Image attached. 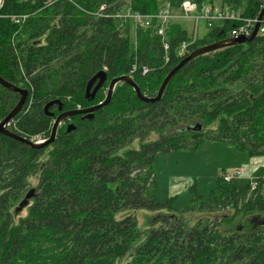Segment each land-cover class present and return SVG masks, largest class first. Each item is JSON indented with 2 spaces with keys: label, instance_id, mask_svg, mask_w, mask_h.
I'll return each mask as SVG.
<instances>
[{
  "label": "trees",
  "instance_id": "1",
  "mask_svg": "<svg viewBox=\"0 0 264 264\" xmlns=\"http://www.w3.org/2000/svg\"><path fill=\"white\" fill-rule=\"evenodd\" d=\"M181 1L1 0L0 77L27 90L8 129L26 138L48 137L53 117L43 110L47 102L60 100L63 111L97 104L108 82L119 76H130L141 93L154 96L171 68L194 49L226 38L235 23L207 30L183 56L177 48L188 35L169 23L168 62L163 63L154 22L133 29L130 21L112 14L127 8L154 13L165 3L176 8ZM190 1L220 2L248 17L257 14L261 2ZM101 5L107 16L96 14ZM19 15L25 18L11 19ZM133 65H144L148 72L130 74ZM100 70L107 79L87 99L85 86ZM18 99L0 85V120ZM50 111L59 113L56 107ZM71 122L73 130L59 128L55 140L38 149L0 134V264H264L261 185L248 195L247 181L234 185L220 176L208 198L200 200L191 188L189 204L173 209V197L156 200L152 164L157 152L204 141H225L264 159V36L191 59L159 101L144 103L129 85L118 83L108 105L92 119L75 115ZM152 133L155 140L149 139ZM256 167L253 174L264 176V162ZM28 188L36 189V196L16 211ZM140 208L216 213L194 221L173 214L144 232L133 214L116 217ZM224 219L226 225H251L224 232Z\"/></svg>",
  "mask_w": 264,
  "mask_h": 264
},
{
  "label": "rangeland",
  "instance_id": "2",
  "mask_svg": "<svg viewBox=\"0 0 264 264\" xmlns=\"http://www.w3.org/2000/svg\"><path fill=\"white\" fill-rule=\"evenodd\" d=\"M217 4H220V2H217ZM172 21L184 29L188 36H191L193 32L192 20L183 17L173 19ZM132 28L134 29L133 25ZM136 28L140 29L138 27ZM206 32V26L203 21L200 20L198 22L196 36L200 38ZM156 138L157 134L155 133L149 136L150 140H155ZM133 145L136 148L139 146L137 141H135ZM263 162L264 159L249 157L246 153L236 150L231 144L225 141H204L196 145V147L192 144L176 150L157 152L152 161L156 181V200L160 203H165L170 197H173L170 206L173 209H183L189 204V200L191 196H193L191 195V188H193V192L198 195L200 200L203 201L208 198L211 188L216 184L221 174L231 173L239 168L245 169L246 172L243 173L241 177L231 181L234 185H242L246 181L250 170H255L257 168L256 166ZM29 183L34 187V177L29 179ZM35 192H37L36 189ZM225 210L228 213L231 212L228 207L225 208ZM25 213L26 210L24 209L21 215ZM129 213L135 216L137 229L140 232H144L152 227L157 228L163 219H171L173 214L178 216L182 214L184 218H189L194 221L198 219V217L213 219L216 212H175L167 211V208L160 210L140 208L136 210L119 211L116 217L123 218ZM240 224H243L244 230L249 229L251 225V223L243 221H234L231 225H226V219H224L220 230L228 232L236 229ZM240 228L241 227H239V230L242 229Z\"/></svg>",
  "mask_w": 264,
  "mask_h": 264
},
{
  "label": "built area",
  "instance_id": "3",
  "mask_svg": "<svg viewBox=\"0 0 264 264\" xmlns=\"http://www.w3.org/2000/svg\"><path fill=\"white\" fill-rule=\"evenodd\" d=\"M259 6L261 10L264 6V0H261ZM103 11H105V6L101 5L99 9L100 16H107L102 13ZM259 11L254 17H248L244 16L239 10L231 9L226 5L207 2L198 4L190 0H182L176 8H173L169 3H166L154 13H140L131 11L129 8H127L120 13L112 14V16L122 21H130L134 28H149L154 22V32L160 37L163 47L162 61L163 63H167L169 44L166 41L165 33L167 25L173 22V19L184 17L185 19H190L193 22V32L191 36H188V39L182 40L177 48V54L179 56H183L187 52L188 47L198 38L196 34L198 22L200 20L203 21L207 30L219 26L223 22H233L235 25L228 31L226 38H237L240 36L247 37L252 33L255 24L258 22L257 16ZM14 20L15 22H18L19 18L15 17ZM256 36H264V16L259 21L255 37ZM136 70L142 75L148 72V68L146 66L142 65L138 68L134 65L130 69L129 73L131 74ZM245 172V169L239 168L235 169L231 173L221 174V178L224 182L228 183L233 179L241 177V175ZM246 181L248 182V195L255 192L259 185H261L264 191V176L260 177L254 175L252 169L250 170Z\"/></svg>",
  "mask_w": 264,
  "mask_h": 264
},
{
  "label": "water",
  "instance_id": "4",
  "mask_svg": "<svg viewBox=\"0 0 264 264\" xmlns=\"http://www.w3.org/2000/svg\"><path fill=\"white\" fill-rule=\"evenodd\" d=\"M263 16H264V6L262 7V9L258 13V16H257L258 22L255 24V27L252 30V33L247 37L240 36L237 38H224L220 41H216L214 43H211V44L199 47L197 49H194L193 51L188 53V55H186L183 59H181L177 65H175L173 68H171L168 71V73L163 78L157 92L152 97H148V96L144 95L143 93H141V91L139 90V88L137 87V85L134 83V81L131 79L130 76H119V77L112 78L109 81L107 92H106V95H105L104 100L102 102H100L96 105L89 106L87 108L73 109V110L63 111V112L59 113L55 117V119L52 123L49 137L43 143L32 142V141H30L24 137H21L15 133H13L12 131H10L9 129L6 128V125L21 110V108H22V106L26 100L27 90L20 88V87H17L16 85H14V84L10 83L9 81L0 77V85H2L7 90L14 92V93H17L19 95V99H18L17 103L15 104V106L0 121V134L6 136L8 138L14 139L16 141H19L21 143H24L25 145H28L29 147L34 148V149L42 148V147L50 144L51 142H53L55 140L57 128L64 120L69 119L75 115H80L82 120L92 119L95 111H97L98 109H101V108L105 107L106 105H108V103L111 100L114 88L118 83H125V84L129 85L133 89V91L135 92L137 98L144 103H153V102L159 101L161 99L164 91H165L167 84L171 80V78L187 62H189L191 59H193L199 55H203V54H206L208 52H211V51H214L217 49H221L227 45L239 44V43H244V42H248V41L252 40L255 37V34H256V31H257V28L259 25V21L263 18ZM106 79H107V75L102 70L98 71L93 77H91L85 86V98L92 99L95 96L96 92L99 90V88L102 86V84L106 81ZM53 105H57L58 110L62 109V104L59 100L49 101L43 108L47 115H50V116L52 115V113L48 112V109H49V107H51ZM74 128H75V126L73 124H68L67 125V132L73 130ZM192 128H194V127H192ZM197 128H200L199 125ZM35 196H36L35 189L34 188L29 189L27 191V193L25 194L24 198L22 199V201L17 206L16 211H20L22 208H24L28 204L29 200Z\"/></svg>",
  "mask_w": 264,
  "mask_h": 264
},
{
  "label": "bare ground",
  "instance_id": "5",
  "mask_svg": "<svg viewBox=\"0 0 264 264\" xmlns=\"http://www.w3.org/2000/svg\"><path fill=\"white\" fill-rule=\"evenodd\" d=\"M96 14H98V15H100V12L99 11H97V13ZM15 17H18L19 18V21L18 22H20V21H22L24 18H25V15H23V16H13V17H11V19L15 22V20H14V18ZM23 17V18H22ZM17 22V23H18ZM162 45V44H161ZM162 50H163V47H162ZM134 66V65H133ZM132 68V67H131ZM102 71H104V70H102ZM105 72V71H104ZM106 73V72H105ZM13 84V83H12ZM108 84H109V82H108ZM107 88H108V85H107ZM23 89H25V88H23ZM106 92H107V90H106ZM106 95V94H105ZM57 100V99H56ZM104 100V99H103ZM51 101H53V100H51ZM60 101V100H59ZM61 102V101H60ZM102 102V101H101ZM48 103V102H47ZM46 103V104H47ZM100 103V102H99ZM45 104V105H46ZM62 104V103H61ZM98 104V103H97ZM44 105V106H45ZM94 105H96V104H94ZM15 106V105H14ZM44 106H43V108H44ZM92 106V105H91ZM89 107V106H88ZM50 108V107H49ZM79 108H81L79 105L75 108V109H79ZM84 108H87V107H84ZM58 109V108H57ZM44 110V109H43ZM62 110V109H61ZM61 110H59V111H61ZM71 110H73V109H71ZM65 111H68V110H65ZM45 112V111H44ZM48 112L49 113H52V115L50 116V115H48L49 117H53L54 116V113L53 112H51V111H49V109H48ZM61 112H63V110L61 111ZM60 112V113H61ZM8 114V113H7ZM6 114V115H7ZM46 114V113H45ZM59 114V113H58ZM57 114V115H58ZM5 115V116H6ZM47 115V114H46ZM57 115H55V117L57 116ZM55 117H53V120H52V123H53V121H54V119H55ZM79 117H80V115H79ZM70 119V118H69ZM80 119H81V117H80ZM2 120V119H1ZM0 120V121H1ZM67 120V119H66ZM65 121V120H64ZM10 123V122H9ZM9 123L6 125V128L8 129V125H9ZM52 123H51V126H52ZM70 124H72V123H70ZM60 126V125H59ZM58 126V127H59ZM11 131V130H10ZM50 131H51V127H50ZM57 131H58V128H57ZM66 131H67V127H66ZM13 132V131H12ZM14 133V132H13ZM49 135H50V133H49ZM21 137H23V136H21ZM49 137V136H48ZM48 137H44V136H40V135H35V136H33V137H30V138H26V137H24V138H26V139H28V140H30V141H32V142H35V143H43ZM56 137H57V132H56Z\"/></svg>",
  "mask_w": 264,
  "mask_h": 264
},
{
  "label": "flooded vegetation",
  "instance_id": "6",
  "mask_svg": "<svg viewBox=\"0 0 264 264\" xmlns=\"http://www.w3.org/2000/svg\"><path fill=\"white\" fill-rule=\"evenodd\" d=\"M106 90H107V89H106ZM53 107H56V109L58 108L57 105H53V106L50 107V109L53 108ZM50 109H49V111H50ZM58 111H59V110H58ZM61 111H62V110H61ZM61 111H59V113H60ZM51 112H52V111H51ZM53 117H55V116H53ZM70 123H72V122H71V118H70V119H67V120H65V121H63V122L60 124V126L58 127V129H59V128H63V127L66 129L67 125L70 124ZM72 124H73V123H72Z\"/></svg>",
  "mask_w": 264,
  "mask_h": 264
}]
</instances>
